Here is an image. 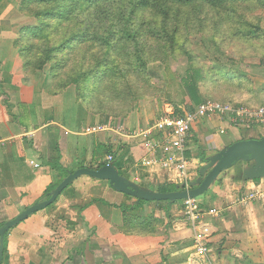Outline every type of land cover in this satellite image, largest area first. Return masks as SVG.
Here are the masks:
<instances>
[{
	"label": "crops",
	"instance_id": "0c3cea01",
	"mask_svg": "<svg viewBox=\"0 0 264 264\" xmlns=\"http://www.w3.org/2000/svg\"><path fill=\"white\" fill-rule=\"evenodd\" d=\"M28 20L20 3L0 0V223L42 201L48 187L55 189L64 180L65 173L44 164L58 152L72 172L98 167L112 150L119 173L140 188L183 187L178 169L161 163L160 132L135 135L139 130L132 131L128 120L124 133H82L99 117L78 88L50 91L46 74L32 78L24 66L16 39ZM158 119L133 123L143 124V131ZM117 135L145 138L125 146ZM248 138L260 136L236 127L227 116L200 119L187 142L192 182L202 180L212 157ZM256 171L255 161L240 160L198 200L208 240L206 255H199L194 246L182 201L165 210V203L138 202L108 180L82 175L51 206L8 231L0 264H264V175L255 176Z\"/></svg>",
	"mask_w": 264,
	"mask_h": 264
},
{
	"label": "rangeland",
	"instance_id": "374dc122",
	"mask_svg": "<svg viewBox=\"0 0 264 264\" xmlns=\"http://www.w3.org/2000/svg\"><path fill=\"white\" fill-rule=\"evenodd\" d=\"M15 1L29 19L16 45L30 76L46 74L50 91L81 81L83 100L92 82L84 101L98 122L130 120L141 131L134 120L150 124L167 104L176 115L191 112L188 72L202 102L264 104V0ZM250 130L264 136V127ZM138 136L117 140L126 146Z\"/></svg>",
	"mask_w": 264,
	"mask_h": 264
},
{
	"label": "built area",
	"instance_id": "2783aa9c",
	"mask_svg": "<svg viewBox=\"0 0 264 264\" xmlns=\"http://www.w3.org/2000/svg\"><path fill=\"white\" fill-rule=\"evenodd\" d=\"M215 115L227 116L236 127L244 129H254L264 127V104L257 106H237L232 107L217 101H204L194 111L184 115H176L173 107L167 104L161 117L155 121L151 129L135 131V135L149 136L153 131H158L162 135L163 153L162 165L165 167L175 166L184 181V188H191L192 179L188 169V159L186 156L187 142L191 130L196 123L204 117ZM105 131H115L124 133L125 127L121 122L117 125L111 123L97 122L85 126L82 133L85 135L96 134ZM114 155L106 157V164H113ZM183 210L188 223L194 230V246L199 255H206L208 252V240L201 221L202 211L197 198H187L182 200Z\"/></svg>",
	"mask_w": 264,
	"mask_h": 264
},
{
	"label": "water",
	"instance_id": "95a60500",
	"mask_svg": "<svg viewBox=\"0 0 264 264\" xmlns=\"http://www.w3.org/2000/svg\"><path fill=\"white\" fill-rule=\"evenodd\" d=\"M240 160L255 161L257 164L255 176L264 175V136L260 138L240 139L227 146L225 149L211 158L209 170L206 175L198 183L191 182V188L189 189H181L169 192L142 189L120 174L114 164H105L100 168H91L88 166L80 167L72 172H69L64 180L59 183V185L54 190H52L51 196L49 198L30 205L17 216L6 221L0 227V258L2 257L4 236L6 232L23 220L27 219L31 214L53 204L59 195L62 194L65 188H67L69 184H71L76 178L82 175L108 180L114 189L135 197L138 202L141 200L177 201L201 196L210 188L212 183L215 182V180L225 169L229 168Z\"/></svg>",
	"mask_w": 264,
	"mask_h": 264
},
{
	"label": "trees",
	"instance_id": "16d2710c",
	"mask_svg": "<svg viewBox=\"0 0 264 264\" xmlns=\"http://www.w3.org/2000/svg\"><path fill=\"white\" fill-rule=\"evenodd\" d=\"M37 2H41V3H44V4H46V5H50V4H52V3H56V2H58L59 3V1L60 0H36ZM60 4V8H62L63 7V5L61 4V3H59ZM45 14H47V15H50V14H52L51 13V11H45L44 12ZM17 40V39H16ZM17 42V41H16ZM197 77L196 76H192L191 74H190V72H188V74H187V76L185 77V79H184V82H185V86H186V89H188V92L190 93V95L193 97V99H194V107L193 108H191L190 110H192V111H194L199 105H200V103L202 102V99H201V97L199 96V93H198V91H197V79H196ZM81 80V79H80ZM101 81L102 80V77H101V75H96V78L94 79V81L93 82H96V81ZM83 83H86V82H83ZM82 83V84H83ZM76 84H77V88H78V90H79V92L80 91H82V90H80V88H82V86H81V81H77L76 82ZM79 86V87H78ZM89 86H91V89H89V90H86V93H85V100L87 99V101H88V99L90 98V96H91V92H93L94 91V85H93V83L92 82H90V84H89ZM60 89H56V90H54L55 92H57V91H59ZM83 96V95H82ZM109 154H113L114 155V160H113V164L115 163V161H116V155H115V152L114 151H112V150H109ZM61 158H62V156H61V153L60 152H58L57 153V155L52 159V160H44V164L45 165H48V166H50L51 168H53V169H55V170H57V171H60V172H63V173H65L66 175H68L69 174V172H70V170L69 169H67V168H65L64 166H63V164L61 163ZM106 164V160H105V162H103V163H100L99 165H98V167H96V168H100V167H102V166H104ZM83 167V166H82ZM91 168H94L93 166H91ZM71 184H69V186H70ZM184 188V186L183 187H178L177 185H175V184H166V185H163L162 187H160L159 188V190H161V191H163V192H169V191H177V190H181V189H183ZM54 189V186H50V187H48V189L46 190V192L44 193V195L42 196V199L41 200H45V199H47V198H49L50 196H51V192H52V190ZM66 189V188H65ZM64 192V191H63ZM62 192V193H63ZM128 197H131V195H128V194H126ZM182 200H177V201H169V200H161L160 202H162V203H165V210H167L168 208H170V207H172L173 205H175V204H178L179 202H181ZM143 202H145V200H141V203H143ZM52 205V204H51ZM50 205V206H51ZM5 223V221L4 222H2V223H0V227L3 225ZM7 233L8 232H6V234H5V236H4V241H5V239H6V236H7ZM6 253V248L4 247V250H3V252H2V254H5Z\"/></svg>",
	"mask_w": 264,
	"mask_h": 264
}]
</instances>
